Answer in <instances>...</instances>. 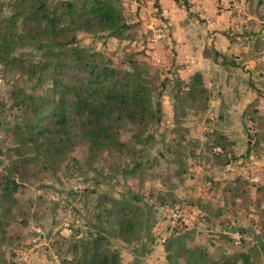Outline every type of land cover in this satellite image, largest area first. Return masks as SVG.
I'll use <instances>...</instances> for the list:
<instances>
[{"label": "rangeland", "instance_id": "374dc122", "mask_svg": "<svg viewBox=\"0 0 264 264\" xmlns=\"http://www.w3.org/2000/svg\"><path fill=\"white\" fill-rule=\"evenodd\" d=\"M211 1L197 0L198 10L190 0H180L177 6L169 7L171 14L175 16L181 14V8H186L191 16H198L204 11L210 17L221 13L219 9L230 10L225 18L230 21L224 30L231 42V48L224 57L218 56L216 60L219 67L221 64L228 66L230 73L226 81L225 77H222V88L216 86L219 79L215 82L214 78L208 76L205 80L211 88L209 98L213 102L204 112L187 110V114H181L180 111L175 114L171 85L178 76L177 66L181 63L177 65L174 62L170 69L156 67L151 63V44L161 43L155 36L156 30L165 28L171 33L173 27L171 19L174 16L167 17L161 0H142L138 9L132 8L129 3L125 5L124 11L130 28L126 31L124 39L109 36L102 31L78 33L80 45L101 51L116 66H120L121 62L132 55L150 65L152 73L159 69L161 79L169 78V84L162 89L160 98L162 121L152 125L146 133H154L158 141L150 140L146 147L141 149L143 152L140 154L144 159L157 156L160 161L158 164L155 162L152 169L144 170L143 176L123 172L133 165L135 159L140 158L136 151H139L145 141V137L134 140V129L125 125L120 131L122 140L131 143V146L133 141L139 144L136 149L133 147L131 152H101L91 167L86 160L87 147L84 141L78 140L57 171L53 172L51 168L44 170L43 162L39 164L38 160L30 165V170L25 176L12 175L18 184L15 191L17 203L12 207L11 215L7 219L3 252L14 264H20L17 257L20 256L22 243L28 235L39 238V232L28 230L32 224L35 227H43L46 236L52 237L54 243L57 242L55 244L59 246L60 255L65 257L66 243L71 240L72 234H86L89 223L94 218L97 197L102 198L105 193L119 196L128 189L143 196L151 205V218L147 223L149 230L146 232H153L158 239L170 235L176 226L180 234L189 236L187 242L207 246L215 257H220L224 252L229 254L235 250H249L255 242V236L263 234L258 214L264 209V203L262 208L257 210L253 204H240L238 199L233 200L231 194L222 195L221 189L225 185L232 186L236 178H243L246 185L250 184L252 195L255 196L256 189L251 183H264L263 137L259 140V146H255L256 132H264V0H229L226 5L228 7L221 4L211 5ZM184 2H187L186 5L182 4ZM5 14H10L8 7L5 8ZM150 17L156 18L153 22L154 32L148 27ZM203 21L206 20L200 19L195 25H204ZM221 44L218 35H210L205 47L207 55L214 57L216 45ZM171 46L172 43H169L168 47ZM19 52H22L26 60L36 59L37 56V53L29 48H23ZM170 54L176 58L175 47L170 50ZM157 83L159 84V81ZM48 85L41 84L38 77L6 70L0 65V160L4 162L0 165V173H5V168L9 166L5 152L8 147L13 146L12 128L15 122L21 119L23 112L21 109L11 108L14 102L11 97L13 86H19L27 93L41 94ZM221 98H225L224 104L229 110H234L233 112L225 113L224 110V113L220 114L218 106L222 102ZM229 98L236 99L231 101ZM255 109L258 111L255 112ZM259 112L261 114H258ZM250 116L257 119L251 121ZM229 120L231 128L235 130L231 136L238 139L239 149L236 153L230 151L232 158L236 156L231 163L220 166L215 156L216 152L220 151H215L211 142L218 126L226 124ZM177 128H180L179 131L186 129L182 138L185 146L183 150L176 149V142L180 138L179 134L174 132ZM242 131H245L246 138L241 134ZM219 132L222 133L220 130ZM162 140H166V144ZM247 142L251 149L258 147L257 154L255 151L247 154ZM174 158L185 160L184 169L180 174H176L177 165L170 162ZM215 182L220 187L217 190L213 189ZM159 190L174 194L171 199L175 200L176 204L159 206L153 197H149L151 192L157 193ZM221 209H224V213L215 215ZM177 210L180 211L181 217L173 223L172 216ZM213 215L215 216L212 217ZM155 224L158 225L153 228ZM51 225L56 229L51 230ZM219 232L229 238L238 234L239 238L235 243L225 242L219 237ZM238 264H242L241 261ZM249 264H264V256L253 253Z\"/></svg>", "mask_w": 264, "mask_h": 264}, {"label": "trees", "instance_id": "16d2710c", "mask_svg": "<svg viewBox=\"0 0 264 264\" xmlns=\"http://www.w3.org/2000/svg\"><path fill=\"white\" fill-rule=\"evenodd\" d=\"M6 7L10 14H5ZM124 9L123 0H0V65L6 70L38 77L41 84H49L41 94L27 93L19 86H13L11 91L14 101L11 108L23 112L12 128L13 146L5 152L9 166L5 173H0V264H14L3 252L7 219L17 203L18 184L12 175L25 176L30 165L38 160L39 164L43 162L44 170L57 171L78 140L84 141L87 147L86 160L91 167L101 152H131L139 144L133 141L131 146L122 140L120 131L125 125L134 129V140L145 137V141L136 151L140 158L123 172L143 176L144 170L152 169L160 161L157 156L144 159L140 154L150 140L156 141L154 133H146L162 121L160 98L169 78L161 79L159 69L152 73V67L135 56L116 66L101 51L80 45L79 32L102 31L112 37L126 38L130 24ZM23 48L35 51L36 59L26 60L19 52ZM218 56L225 54L215 50V60ZM171 95L175 114L178 111L187 114V110L204 112L211 104L210 89L205 86L201 73L194 74L188 82L177 76L171 85ZM255 119L250 116L251 121ZM178 129H174L180 136L176 149L183 150L186 129ZM215 131L211 145L221 148L215 155L221 166L236 158L229 155L235 142L218 129ZM256 137L255 146H259L264 132H256ZM162 141L166 144V140ZM254 151L257 154L258 147L249 148L247 154ZM184 161L170 160L178 167L176 174L183 171ZM3 164L0 160V165ZM213 184V189L220 188L217 182ZM251 185L256 189L255 196L243 178H236L232 186L225 185L222 195L231 194L240 204H253L260 210L264 203V183ZM149 197L159 206L176 204L171 199L174 194L164 190L151 192ZM94 211L86 234L76 232L66 243L62 264H123L120 246L138 243L148 233L151 205L130 189L119 196L105 193L102 198L97 197ZM223 213L221 209L215 215ZM258 219L264 230V209ZM174 228L164 240L167 264H238L239 261L249 264L253 253L264 256V232L255 236L249 250L224 252L215 257L209 247L192 243L191 239V243L187 242L189 236ZM219 237L225 242H236L223 232H219Z\"/></svg>", "mask_w": 264, "mask_h": 264}, {"label": "crops", "instance_id": "0c3cea01", "mask_svg": "<svg viewBox=\"0 0 264 264\" xmlns=\"http://www.w3.org/2000/svg\"><path fill=\"white\" fill-rule=\"evenodd\" d=\"M196 1L197 0H190V3H193V7L198 10L199 5ZM123 2L124 5L129 3L132 8L135 7L138 9V6L141 5L139 2H142V0H123ZM161 3L165 13H167V17L173 18L174 16V18L171 19V24H173V27L171 33L167 29L168 35L164 40H160L161 43L155 42L151 44L152 48H150L151 50H149V53L152 57V65L170 69L174 62H176L177 65L178 63H181L180 66H177V73L182 80L188 82L194 74L201 73L204 77V81L208 78V76L214 78L215 82L217 79H219V82L217 81L216 86L222 88V77H225L226 81L230 73V69L228 66H224V64H221V67H219L214 57L207 55L205 47L207 40L210 39V35L212 37L218 35L222 44L221 46L216 45L215 49L222 54H227V52L230 50L231 42L229 41L224 30L230 21L229 19H225L230 13V10L228 8L219 9L221 13H217L215 17L207 16V14L202 11L198 14V17L196 15L191 16L186 8H181V14L175 16L174 14H171L172 11L169 10V7L174 5L177 6V2L175 0H161ZM228 3L229 0L211 1V5L220 6L219 4H221L224 7H228L226 6ZM150 18L151 20L148 22V27H151L152 31L154 32L155 27L153 26V22L156 20V18ZM200 19L206 20L203 21L204 25L196 26L195 22H198ZM169 43H172L173 45L171 48L168 47ZM163 44H165V46ZM173 47H175L177 51V56L175 59L170 54V50H172ZM205 86L211 90L210 86L206 82ZM224 86H226V83H224ZM229 99L234 101L236 98ZM221 101L222 102L220 106H218V111H220V114L224 113V110L225 113L234 111L232 109L229 110L224 104L225 98H221ZM212 102L213 101L211 100V103ZM218 103H220V101H218ZM218 127V129L224 135L235 142L232 146V151L236 153L237 149H239V141L236 137L231 136L234 134L233 131L235 130L234 128H231L230 120L226 124L223 123ZM241 134L246 138L247 135L245 134V131H242ZM247 141L249 142V140ZM248 142L246 143L247 150L250 147V142ZM157 225L158 224H155L153 228H155ZM34 227V224H32L28 230L33 231ZM42 228L43 227H41V229ZM49 228L51 230L56 229L53 225H51ZM51 234L54 236L53 232ZM38 235L39 238H33L28 235L27 239L23 241L19 253L20 256H18L21 258L19 263L62 264L61 255L58 251L59 246L55 244L57 242L54 243V239L52 237H47L43 229ZM165 238L166 237H162L158 239L152 232L144 234L143 238L138 243L132 245L123 244L121 246L123 264H167L164 246ZM156 252H158V254H156Z\"/></svg>", "mask_w": 264, "mask_h": 264}, {"label": "built area", "instance_id": "2783aa9c", "mask_svg": "<svg viewBox=\"0 0 264 264\" xmlns=\"http://www.w3.org/2000/svg\"><path fill=\"white\" fill-rule=\"evenodd\" d=\"M167 35H168V30L167 29H165V28H158L157 30H156V33H155V36H156V38L157 39H160V40H164L166 37H167ZM214 150L215 151H221V148L220 147H215L214 148ZM177 213H175L174 212V214H173V216H172V222L173 223H176L177 221H179V218L181 217V215H180V211H176ZM34 230L35 231H37V232H39V233H41V227L40 226H36V227H34ZM238 235V234H237ZM237 235L235 234L234 236H232L234 239H238L237 238ZM237 241H239V240H237ZM17 261H21V258L20 257H17Z\"/></svg>", "mask_w": 264, "mask_h": 264}]
</instances>
